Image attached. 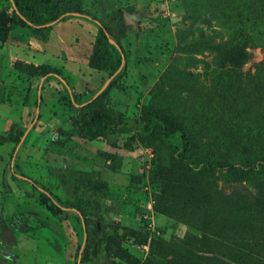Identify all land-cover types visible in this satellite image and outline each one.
<instances>
[{"label":"rangeland","instance_id":"1","mask_svg":"<svg viewBox=\"0 0 264 264\" xmlns=\"http://www.w3.org/2000/svg\"><path fill=\"white\" fill-rule=\"evenodd\" d=\"M262 1H39L44 14L83 10L101 20L119 45L114 74L118 54L100 44L86 18L8 27L0 43V137L8 139L0 141V264H176V255L188 252L186 236L201 235L182 221L194 216V225L217 224L218 206L203 216L205 205L193 215L186 205L183 220L158 212L159 171L231 198L254 192V180L236 183L227 168L205 172L154 151L140 135V117L147 107L175 115L200 142L191 154L196 160L235 159L234 147L243 143L224 138L222 123L254 116L251 77L264 65V19L247 22L238 13L243 2ZM11 10L9 0H0V18ZM235 37L246 40L250 55L240 69L216 61L211 48L224 51ZM43 67L83 102L81 116H109L97 138L73 130L76 111L59 81L40 90L49 72ZM244 212L226 254L253 253L245 236L264 239V216ZM151 240L159 241L153 249Z\"/></svg>","mask_w":264,"mask_h":264},{"label":"trees","instance_id":"2","mask_svg":"<svg viewBox=\"0 0 264 264\" xmlns=\"http://www.w3.org/2000/svg\"><path fill=\"white\" fill-rule=\"evenodd\" d=\"M39 1L9 0L12 10L6 14H1L0 18L2 19V21L0 20V43L6 41L7 30L11 24L20 23L22 25L44 28L57 21H65L73 15H77L95 23L100 44L110 46L118 54V65L113 74L120 69L121 55L118 42L101 20L83 10L60 14L51 8L50 12L44 14L39 11L41 7ZM240 8L241 11L238 13V16H241V18L245 16L246 21L250 17L254 21L264 19V0L260 4L243 2ZM255 24L252 22L251 27L254 28ZM111 39L114 41L113 43L110 42ZM245 42L246 40L243 37L240 39L235 37L230 47L225 48L224 51L218 47H211L217 52L215 60L240 69L250 59V55L245 51ZM43 70L48 69L47 67H43ZM263 71L264 65L258 64L254 78L252 79L251 77L253 93L255 94L253 102L255 106L254 116L250 119L244 116V118L238 121L230 118L227 122L222 123L224 138L228 141L231 140L232 144L234 140L243 143L234 147L235 159L226 157V159L220 161L217 158L211 157L203 161L196 160L191 154L201 148L200 142L189 132L187 125L170 113L152 110L150 107L142 111L140 117V135L151 142L154 151L167 150L170 156L177 159L179 164L185 167H201L205 172L227 168L228 175L236 183L254 180L257 187L254 192L245 190L244 195L231 198L219 193H212L208 189L198 185H191L187 181L175 176L173 177L162 170L159 171L161 189L154 206L158 212L172 219L183 220L186 217L182 210L186 205L188 206V215H193L197 207L205 205L206 209L202 214L203 216H206L208 212L212 209L214 210L215 206H218L217 224H212V221H209L205 224L194 225L190 223V220L194 216L188 217V221L187 219L182 221L186 222L188 226L197 229L201 235L198 238L193 235L186 236L183 245L187 247L188 252L182 256L183 251L177 254L176 264H264V239L258 238V241H256L253 235L243 238L244 241L246 240L248 246L253 247L251 249L253 253L226 254L228 248L231 247L230 238L235 227L234 222L240 212L245 213L244 211H249L252 214L250 215L252 218L259 215L264 216L262 212L264 208V180L262 179L263 176H261L264 175V77L260 76ZM50 79L57 80L64 86L70 105L76 111V114L70 120L73 130L80 132L82 136L90 139L97 138L100 134L97 132L100 128L99 122H111L109 121V116L106 113L98 112L92 113L87 116L88 118L81 116L80 113L85 110V107H81L83 102L78 101L74 95L70 94L67 85L55 73L51 71L44 73L40 90H43L44 84ZM189 122L190 119H188V124ZM20 139L21 137L17 138L16 141L20 142ZM7 140V138L0 137V141L2 142ZM11 178L13 180L19 179L15 173H12ZM21 179L37 188L36 181L25 176H22ZM41 195L47 197V193L42 189ZM188 202L190 203L188 204ZM259 223L264 224L263 221H259ZM159 240L164 244L162 239ZM158 242L151 240L149 244L150 249H153ZM141 244L145 245L146 239ZM197 246L203 247V253L197 251L199 249ZM216 246L218 249L215 250ZM220 251L224 254H219ZM146 264H148V261Z\"/></svg>","mask_w":264,"mask_h":264},{"label":"water","instance_id":"3","mask_svg":"<svg viewBox=\"0 0 264 264\" xmlns=\"http://www.w3.org/2000/svg\"><path fill=\"white\" fill-rule=\"evenodd\" d=\"M111 43H113L112 41H110ZM41 88V87H40Z\"/></svg>","mask_w":264,"mask_h":264}]
</instances>
